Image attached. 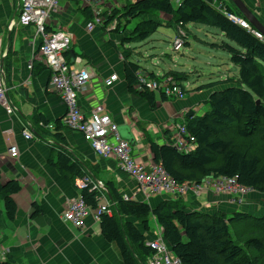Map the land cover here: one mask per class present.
<instances>
[{
  "label": "crops",
  "instance_id": "1",
  "mask_svg": "<svg viewBox=\"0 0 264 264\" xmlns=\"http://www.w3.org/2000/svg\"><path fill=\"white\" fill-rule=\"evenodd\" d=\"M242 1L264 26V0ZM78 4L70 0L61 2L59 13L51 14L48 24L49 32L63 30L71 35V48L65 54L67 62L74 69L85 68L92 72V78L77 96V105L85 116H89L95 105L102 104L117 125L121 138L130 144L134 159L149 166L153 164L149 144H170L177 127L184 125L187 113L193 112V117L205 113L210 93L226 87L229 80L237 77L238 70L229 61L224 62V57L225 60L219 58L218 63L210 64L211 74L205 78L200 68L188 66L186 71H175L187 74L186 97L163 99L160 93H155L151 106L130 93L124 80V60L141 66V53L124 51L128 48H121L119 39L101 27L88 32L89 18L82 12L87 7L81 3L78 7ZM234 12L241 17L237 10ZM17 14V0H0V59L7 95L14 107L13 113L7 116L0 106V180L2 184L14 180L20 186L19 192L12 195L17 207L13 219L7 218L0 195V263L123 264L118 247L103 238L98 221L88 217L80 228L63 222L62 213L67 203L80 196L76 181L87 178L94 183L100 182L103 191L107 183H112L122 197L145 201L152 208L162 201L174 199L151 196L143 200L135 182L118 168L114 158L97 156L81 133L63 126L65 106L60 96L49 88L48 70L36 59L32 69H27L39 39L35 37L33 26L18 25ZM173 30V37L164 36L172 45L176 36ZM214 36L217 40L222 39L221 35ZM187 46L189 48L188 43ZM74 58L80 61L76 62ZM160 71L161 78L174 70L167 67ZM113 75L117 80L109 87L104 86ZM24 132L33 135L30 141L23 138ZM12 145L18 151L15 158H10L7 153ZM60 154L78 166L81 177L74 176V172L67 177L59 171ZM181 200L188 209L210 214L264 215V194L254 191L241 200L234 195H216L211 191L202 192L196 200L192 196ZM97 203L110 205L105 191L99 193ZM35 206L38 213L31 217ZM149 224L150 231L144 235L146 240L162 233L153 219ZM137 227L142 230L141 226Z\"/></svg>",
  "mask_w": 264,
  "mask_h": 264
},
{
  "label": "trees",
  "instance_id": "2",
  "mask_svg": "<svg viewBox=\"0 0 264 264\" xmlns=\"http://www.w3.org/2000/svg\"><path fill=\"white\" fill-rule=\"evenodd\" d=\"M70 1L78 3L77 0ZM174 4L175 7L173 0H138L125 4L107 17L101 28L105 30L117 18L113 33L120 34L126 24L135 22L131 38H122L123 46L145 42L163 27L175 29L185 45L187 34L184 28L187 25L214 29L225 42L208 44L209 48L228 55L238 74L226 87L210 93L205 113L199 117H193V112L187 113L184 127L194 138V150L183 153L171 144L150 143L152 162L160 165L179 184H200L210 178H236L241 187L264 194V42L226 17V13L236 11L231 3L178 0ZM82 12L88 21L91 20L88 9ZM152 13L166 17L167 21L163 24L157 18H148ZM123 74L128 91L152 106L155 93L137 91L138 77L145 76L154 81L161 78L128 60H124ZM163 78H171L183 93L186 92L182 87L187 81L186 73L170 71ZM58 165L63 175L68 177L74 172V176L81 177L80 169L70 163L67 156L60 154ZM106 186L111 212L99 217L101 234L106 241L116 244L123 264H146L151 256L152 251L144 245V235L150 231V219L161 227L164 242L181 264H264V215L256 217L242 212L210 214L186 208L181 199L162 201L152 208L145 201L125 199L112 183ZM102 189L90 191L86 188L80 191V196L87 206L95 209L99 193L104 192ZM19 190L16 181L2 184L0 180V195L8 219L16 215L12 195ZM37 213L35 206L31 217Z\"/></svg>",
  "mask_w": 264,
  "mask_h": 264
},
{
  "label": "built area",
  "instance_id": "3",
  "mask_svg": "<svg viewBox=\"0 0 264 264\" xmlns=\"http://www.w3.org/2000/svg\"><path fill=\"white\" fill-rule=\"evenodd\" d=\"M63 1L65 0H17L18 25L22 27L33 26L35 37L39 39L37 50L28 63L27 69L31 70L32 63L36 59L48 70L50 74L49 88L60 96L65 106L66 113L62 119L63 126L71 131L81 133L88 140L91 150L97 156L114 158L118 168L135 182L138 193L142 195L143 200H147L151 196H165L173 199L192 196L196 200L205 191H211L216 195H234L240 200L244 198L251 190L241 187L236 182V178H210L200 184H179L173 181L160 165L150 164L146 166L137 162L132 156L130 144L121 138L117 125L111 120L102 104L95 105L89 116L84 115L77 105V96L92 78V72L85 68L82 70L74 69L73 65H70L65 59V54L69 52L72 44V37L69 33L63 30L49 32L48 29L51 14L59 13L60 3ZM77 1L82 6L87 7L91 13V20L87 22L86 30L90 32L96 27H101L105 22L103 15L106 10L104 8L98 9V4H105L107 0ZM136 1L138 0L134 2ZM177 2L178 0H175V3ZM225 15L232 23L237 24L264 42L263 36L243 18L235 14L226 13ZM11 26L12 24H10ZM113 30L114 28L108 29V31ZM180 35L183 36L182 33ZM179 43L183 44L182 38L176 37L173 45L178 46ZM74 59L76 62L80 61L78 58ZM116 80L115 75L110 76L104 82V86L109 87ZM136 90L160 93L166 98L177 100L184 97L181 88L175 85L171 78L154 81L139 75ZM0 106L7 116L14 111L7 95L1 59ZM32 136L29 132L23 133L25 140L30 141ZM170 144L183 153L191 152L195 147L194 138L188 134L184 125L177 127L175 138ZM7 153L10 158L17 157L16 146H10ZM75 184L79 191L86 188H89L90 191H98L103 187L100 182L94 183L87 178L79 179ZM101 214L110 215L108 204L98 205L95 209H91L79 196L67 203L65 211L62 213V220L73 228H80L88 217L99 222ZM144 245L152 251L151 256L146 260V264H181L173 256L161 235L145 240Z\"/></svg>",
  "mask_w": 264,
  "mask_h": 264
},
{
  "label": "rangeland",
  "instance_id": "4",
  "mask_svg": "<svg viewBox=\"0 0 264 264\" xmlns=\"http://www.w3.org/2000/svg\"><path fill=\"white\" fill-rule=\"evenodd\" d=\"M134 1L135 0H107L105 4L99 3L98 9L104 8L106 10L105 12L103 11V17L106 19L107 17H111L115 11L122 9L123 5L134 3ZM217 1L218 3H224L225 5H230L231 3L229 0ZM174 2L175 1L173 0V6L175 7L176 4H174ZM77 6L81 7V4L79 3ZM151 17L157 18L161 21L166 20L165 18L160 17L158 14L152 13L148 18ZM117 21V18H114L112 21L113 23L111 22L112 24L110 26H107L105 30L108 31V29L111 28L115 29L118 24ZM134 25L135 22L133 21L129 24H126L124 29L120 31V34H115L113 33V31L108 32L112 33L113 37L116 36L119 39V46H121V48H128L124 51L128 52L130 50H134V52L141 53L143 57L141 60V66L147 71L153 72L157 76H160V74H162V71L160 70H167V67L174 71H186L187 67L190 66L197 69L200 68L203 73L202 77L205 78L211 74L209 73V70L211 69L210 64L212 65L218 63L220 61L219 58H222V61L226 58V61L224 62L229 61L228 55H226L224 52L214 51L208 46V44H220L222 41L225 42V39H221L222 41L216 39L214 35L219 34L214 29L200 25H187L184 30L187 34L186 42L189 44V48L187 45L181 43H179L178 46L172 45V43L164 37L166 35L169 37L174 36V30L172 27H163L162 29L160 28L145 42H134L129 45H121L122 38H131L130 32L131 30H133ZM176 37L177 35L175 36V38ZM173 46L174 48H176L175 50H173ZM213 56H216V58H213ZM192 59L194 60L192 61ZM221 67L223 68V65ZM231 69L234 70L233 67H231ZM182 87L186 89L187 83H182ZM184 93L186 94V92ZM185 97L186 95L183 98Z\"/></svg>",
  "mask_w": 264,
  "mask_h": 264
},
{
  "label": "water",
  "instance_id": "5",
  "mask_svg": "<svg viewBox=\"0 0 264 264\" xmlns=\"http://www.w3.org/2000/svg\"><path fill=\"white\" fill-rule=\"evenodd\" d=\"M242 18L264 38V26L257 20L242 0H229ZM73 62V60H72ZM258 103V102H257ZM108 195V192L104 190ZM109 197V195H108Z\"/></svg>",
  "mask_w": 264,
  "mask_h": 264
}]
</instances>
